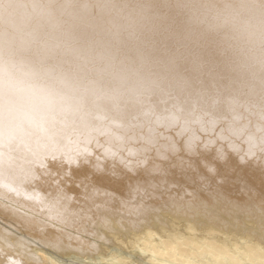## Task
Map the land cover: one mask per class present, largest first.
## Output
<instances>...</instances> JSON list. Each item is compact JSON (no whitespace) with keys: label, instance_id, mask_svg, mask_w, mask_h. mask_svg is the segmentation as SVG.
Masks as SVG:
<instances>
[{"label":"bare ground","instance_id":"6f19581e","mask_svg":"<svg viewBox=\"0 0 264 264\" xmlns=\"http://www.w3.org/2000/svg\"><path fill=\"white\" fill-rule=\"evenodd\" d=\"M247 1L0 0V264H264Z\"/></svg>","mask_w":264,"mask_h":264},{"label":"rangeland","instance_id":"374dc122","mask_svg":"<svg viewBox=\"0 0 264 264\" xmlns=\"http://www.w3.org/2000/svg\"><path fill=\"white\" fill-rule=\"evenodd\" d=\"M247 1V0H246ZM262 1V0H261ZM258 2H260V0H248L247 2H246V4H247V6L249 5V6H252V4H254V3H258ZM192 5H195V3H193ZM146 31H147V34H149L151 31H153V30H157L158 32H159V38L160 39H162V38H165V37H169V36H171V33H166V32H163V31H161L160 29H159V27H157V25H156V23H153V24H147L146 26H144L143 27ZM139 38H140V36H139ZM172 38H173V35H172ZM159 39V40H160ZM159 40H158V38H154V39H150V40H146V43L144 44V47H150V46H153V43L154 42H156L155 44L157 45V46H159V48L161 49V50H164V51H166V52H171L172 50H173V48H168V47H165L163 44H162V42H161V44L160 45H158V43H159ZM262 44L264 45V43H261V44H255L254 45V49L251 47H249V46H247V45H245V44H239L238 43V41L237 40H230V41H228L227 42V44L226 43H224L223 45L225 46V48L224 49H222L221 51H220V55H221V57H224V59H227L228 61H230V62H232V63H234V61H241L242 59H237V58H235V56L232 54L230 57H228L227 56V52L230 50V51H232L234 54H237V55H244V53L243 52H251V50H252V52H255V51H257L258 50V48H260L261 46H262ZM60 54H55L54 55V57H58ZM87 57H88V59L87 60H85V59H81V60H79L80 62H83L84 63V67H86L88 70L87 71H89L90 73L92 72V73H94V72H96L97 70V67H99L100 66V62L98 61V59H97V57L95 56V54H93L92 53V56H91V54L90 55H87ZM56 58H54V60H56ZM118 60V62L119 63H117V64H120V65H133V66H136V67H145V66H147V67H149L150 66V64H142V62L141 63H137V62H134V63H130V62H128V61H126V60H120V59H117ZM255 61V60H254ZM213 64V63H212ZM156 65H159V63H155V65L154 66H156ZM210 65V64H209ZM208 66V63H206V64H204V66L203 67H207ZM219 127V126H218ZM217 127V128H218ZM217 128H215V129H217ZM208 135V133L207 132H202V136L201 137H206ZM238 141V140H237ZM240 141V140H239ZM224 144H225V142H224ZM212 147H214V146H212ZM100 150V149H99ZM98 149L96 150V151H99ZM153 152V150H151V153ZM101 153V152H100ZM264 154V153H263ZM191 157V156H190ZM129 159V158H128ZM225 162V160H222L221 161V163H224ZM109 240V239H108ZM114 242V241H113ZM111 243V244H114V243ZM107 243V242H106ZM109 243V242H108ZM110 245V244H109ZM111 247H112V245H111ZM138 259L139 258V255L137 254L135 257H133V259Z\"/></svg>","mask_w":264,"mask_h":264},{"label":"clouds","instance_id":"9594fccd","mask_svg":"<svg viewBox=\"0 0 264 264\" xmlns=\"http://www.w3.org/2000/svg\"><path fill=\"white\" fill-rule=\"evenodd\" d=\"M9 7H11V5H4L5 9ZM246 23L250 28V34L254 41L257 43H264V15L254 16L246 21ZM0 87L22 89L26 87V85L22 81L12 77L3 66H0Z\"/></svg>","mask_w":264,"mask_h":264}]
</instances>
